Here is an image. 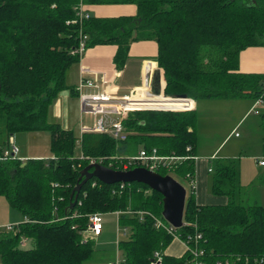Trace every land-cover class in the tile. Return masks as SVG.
Wrapping results in <instances>:
<instances>
[{
    "label": "trees",
    "instance_id": "trees-1",
    "mask_svg": "<svg viewBox=\"0 0 264 264\" xmlns=\"http://www.w3.org/2000/svg\"><path fill=\"white\" fill-rule=\"evenodd\" d=\"M80 2L131 3L137 13L90 14L81 20ZM81 34L88 36L86 47L116 45L114 61L120 68L134 41H155L166 96L264 99V73L240 70L241 52L264 45V0H0V153L11 136L40 131L50 133L52 152L47 158L0 161V196L28 219L13 230L0 227L1 263L86 264L95 253V239H85L90 215L120 211L118 225L127 230L118 243L123 264H152L156 252L162 256L157 264H264V205L244 199L236 158H218L212 166L210 191L227 203L199 205L190 184L184 224L176 234L191 245L190 238L202 235L204 254L198 258L189 250L181 256L167 253L175 236L156 223V218L168 223L163 194L147 184H106L93 177L71 207L72 192L91 158L124 168V159H113L124 148L121 143L131 140L180 156L196 154L198 145L197 109L131 112L123 119L129 132L123 142L108 133L80 135L52 120L51 107L69 88L68 72L79 63ZM260 126L264 131V112ZM262 141L264 148V135ZM170 171L190 183L196 162L186 159L171 170H158Z\"/></svg>",
    "mask_w": 264,
    "mask_h": 264
},
{
    "label": "rangeland",
    "instance_id": "rangeland-1",
    "mask_svg": "<svg viewBox=\"0 0 264 264\" xmlns=\"http://www.w3.org/2000/svg\"><path fill=\"white\" fill-rule=\"evenodd\" d=\"M252 100L251 98L198 100L199 118L196 124L198 148L205 155H212L223 143L215 155L238 159L244 199L248 198L252 203L264 205V166L258 162V159H264L262 141L264 131L260 126L264 103L257 104L255 111L253 109L247 114L253 104ZM94 119L90 113L83 112L80 116L78 112H72L70 128L80 134L81 123L91 128L94 126ZM14 138L21 149L18 153L20 158H47L52 155L49 132H19ZM121 145L124 148L120 155L125 157L136 155L142 147L131 140ZM168 174L183 184L188 194H191L192 187L187 180L174 171ZM104 219V233L94 237L95 253L92 260L86 264H108L117 259L121 263L125 261L124 254L118 247V237L122 239L126 236L124 228L118 227V216L115 212L104 214ZM24 221V216L9 204L7 198L0 196V227L6 229L7 225H16ZM25 245L29 246L30 242L27 241Z\"/></svg>",
    "mask_w": 264,
    "mask_h": 264
},
{
    "label": "crops",
    "instance_id": "crops-1",
    "mask_svg": "<svg viewBox=\"0 0 264 264\" xmlns=\"http://www.w3.org/2000/svg\"><path fill=\"white\" fill-rule=\"evenodd\" d=\"M84 5L85 9L92 16L98 17L135 15L137 13V6L131 3L94 2L85 3ZM116 51V45L102 44L87 47L82 52L79 63L73 65L68 72L67 84L69 88L60 92L51 107L50 116L52 120L61 123L64 128L72 129L70 128L71 113L78 112L82 116L78 92L81 78L92 79L97 83L99 90L116 92L120 96H125L131 92H147L145 84L148 66H159L156 60L158 52L157 43L153 40L134 41L131 44L129 56L121 68L114 61ZM240 70L242 72L264 73V45L251 46L241 52ZM72 88L75 89L74 93L71 90ZM190 101L193 103L192 100ZM193 101L194 109L198 110V101L194 99ZM252 101L253 104L250 106L247 114L253 109L255 111L258 104L257 100ZM220 147L212 155H205L200 152L197 145L196 154L200 158L196 161L195 195L199 205H220L227 203L225 196H218L210 191L211 172L209 168H212L214 160L221 158L215 155ZM185 250L184 242L181 239L175 238L167 248V253L181 256Z\"/></svg>",
    "mask_w": 264,
    "mask_h": 264
},
{
    "label": "built area",
    "instance_id": "built-area-1",
    "mask_svg": "<svg viewBox=\"0 0 264 264\" xmlns=\"http://www.w3.org/2000/svg\"><path fill=\"white\" fill-rule=\"evenodd\" d=\"M77 15L79 19L89 18L90 13L85 9V5L83 2H80L78 6H76ZM87 34H81L80 45L77 48V52L81 55L82 52L87 48ZM79 92V100L81 106V112L92 114L94 119V126L89 128L84 126L83 122L81 123L80 135L85 132H101L108 133L112 135L116 140L123 142L126 141L129 137V132L124 126L123 119L127 118L131 112L137 110H146V109H164V110H191L193 107L184 105L183 108L179 109H170V108H148L144 106L143 103L146 102L144 96H140L139 92H131L125 96H120L116 92H111L108 90H99L97 83L92 79H82L78 85ZM166 96V95H165ZM164 97V96H163ZM170 99H181L176 98L175 96H166ZM182 100H191V98H186ZM257 103H264L263 98L257 99ZM238 135V134H237ZM192 147L188 146L187 151L191 150ZM20 152V147L16 144L14 136L9 138L8 144L1 150L0 153V161L7 160L10 158H19L25 160L23 158L18 157V153ZM83 157V155H82ZM199 156L197 154L194 155H185L180 156L177 154H162L159 152L157 148L146 149L141 148L139 152L134 156H115L113 159H124L123 170H128L131 166L136 167H144L152 171L158 172L160 169H173L179 162L186 159H193L195 162L199 160ZM105 158H91L90 163H102ZM260 165H264V159H258ZM111 167V166H109ZM209 171L212 172V168H209ZM191 186L196 190V174L195 177L190 182ZM119 218L120 211L115 212ZM25 221H28L26 218ZM168 222V221H167ZM157 226H162L166 228L171 234L178 238L176 234V227L172 224L165 223L162 219L156 218ZM17 225V224H16ZM7 225L6 230H13L16 226ZM105 229V219L104 214L101 212H96L90 215V224L85 231V239L98 237L103 234ZM126 233V229H124ZM118 232L120 233L119 229ZM119 241L120 238L118 237ZM202 239L201 234H196L193 239H189L190 241L194 240V244L191 245L188 241H183L186 247V250H189L193 253L195 258L202 256L204 254V250L200 247V240ZM155 259L152 261V264H157L161 262L162 256L159 252L155 253ZM108 264H123L120 260L110 261ZM197 264H201L197 262Z\"/></svg>",
    "mask_w": 264,
    "mask_h": 264
},
{
    "label": "water",
    "instance_id": "water-1",
    "mask_svg": "<svg viewBox=\"0 0 264 264\" xmlns=\"http://www.w3.org/2000/svg\"><path fill=\"white\" fill-rule=\"evenodd\" d=\"M145 89L153 97L165 96L164 78L159 66H148ZM176 98H189L187 94H179ZM93 177L106 184L140 182L147 184L153 190L163 194V217L174 227L179 228L184 224V212L187 200V189L173 176L152 171L144 167H135L128 170H119L102 163H90L82 171L78 184L75 186L71 197L78 199L82 186Z\"/></svg>",
    "mask_w": 264,
    "mask_h": 264
},
{
    "label": "bare ground",
    "instance_id": "bare-ground-1",
    "mask_svg": "<svg viewBox=\"0 0 264 264\" xmlns=\"http://www.w3.org/2000/svg\"><path fill=\"white\" fill-rule=\"evenodd\" d=\"M142 95L140 96H144L146 99H143V100H146L144 104V106H159V105H166V106H184V105H187V106H191L192 103L190 100H182V99H170L166 96L162 97V96H159V97H153L151 95L148 94V92H142L140 93Z\"/></svg>",
    "mask_w": 264,
    "mask_h": 264
}]
</instances>
